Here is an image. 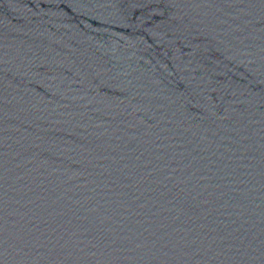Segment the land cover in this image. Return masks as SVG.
<instances>
[{
	"label": "water",
	"instance_id": "obj_1",
	"mask_svg": "<svg viewBox=\"0 0 264 264\" xmlns=\"http://www.w3.org/2000/svg\"><path fill=\"white\" fill-rule=\"evenodd\" d=\"M0 264H264V0H0Z\"/></svg>",
	"mask_w": 264,
	"mask_h": 264
}]
</instances>
